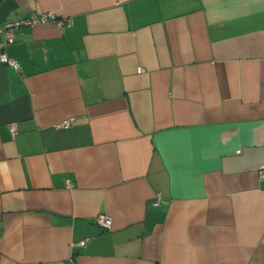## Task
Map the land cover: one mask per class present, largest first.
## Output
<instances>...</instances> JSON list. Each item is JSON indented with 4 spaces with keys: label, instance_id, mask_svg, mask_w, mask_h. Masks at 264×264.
Wrapping results in <instances>:
<instances>
[{
    "label": "crops",
    "instance_id": "1",
    "mask_svg": "<svg viewBox=\"0 0 264 264\" xmlns=\"http://www.w3.org/2000/svg\"><path fill=\"white\" fill-rule=\"evenodd\" d=\"M34 12L65 24L0 62V264H264V0H0V25Z\"/></svg>",
    "mask_w": 264,
    "mask_h": 264
},
{
    "label": "built area",
    "instance_id": "2",
    "mask_svg": "<svg viewBox=\"0 0 264 264\" xmlns=\"http://www.w3.org/2000/svg\"><path fill=\"white\" fill-rule=\"evenodd\" d=\"M51 18V21L62 27L65 24V20L62 18H58L54 15V13H31L28 17L23 19H16V20H6L0 25V33L2 37L0 38V62L4 64L11 65L14 69L18 70L20 68L19 62L14 58L10 57L7 53V46L13 42L14 40V32L16 28L19 26H33L39 23L47 22ZM70 123L69 119H65L61 121L57 126L63 127L67 126ZM11 134L15 132V125L11 124L9 126ZM260 174L264 175V168L260 169ZM160 203V197H157L154 201L155 205ZM99 223L103 228H109L111 226V219L106 215L99 216ZM89 241V237H86L82 240V244H85Z\"/></svg>",
    "mask_w": 264,
    "mask_h": 264
}]
</instances>
